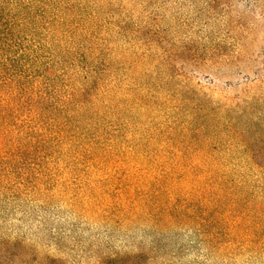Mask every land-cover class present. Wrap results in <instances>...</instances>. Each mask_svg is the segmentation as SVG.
I'll return each instance as SVG.
<instances>
[{"label": "rangeland", "instance_id": "1", "mask_svg": "<svg viewBox=\"0 0 264 264\" xmlns=\"http://www.w3.org/2000/svg\"><path fill=\"white\" fill-rule=\"evenodd\" d=\"M51 2L110 64L8 137L0 264H264V0ZM45 20L29 38L73 44Z\"/></svg>", "mask_w": 264, "mask_h": 264}, {"label": "trees", "instance_id": "2", "mask_svg": "<svg viewBox=\"0 0 264 264\" xmlns=\"http://www.w3.org/2000/svg\"><path fill=\"white\" fill-rule=\"evenodd\" d=\"M51 1L0 0V153H9L8 137L11 149L17 148L21 152L23 137L32 135L39 128L38 117L49 106L61 104L62 108H68L85 103L95 85L96 75H103L109 69L110 63L101 61L104 60L102 43L92 41L88 47L82 43L88 39L84 36L88 27L84 25L81 30L79 25L71 24L67 15L71 7L69 2L65 4L66 12L63 11L65 15L61 17L54 11L48 13L45 4L49 6L54 2ZM39 17L46 19L49 31L60 28L66 34L78 33L73 39L74 45L58 38L55 46L61 47V51L53 52L48 40L43 43L35 37L29 38L26 33L29 23H35ZM35 25L32 27L36 28ZM120 28L127 31L123 25ZM78 38L81 41L77 43ZM97 40L105 38L98 37ZM154 40L150 39L148 43L152 47ZM45 50L52 55L44 58ZM164 53L165 65L171 66L175 59L171 52ZM81 75L84 80H77ZM60 77L63 82L68 77L63 86L55 83ZM255 82L264 84V75Z\"/></svg>", "mask_w": 264, "mask_h": 264}]
</instances>
